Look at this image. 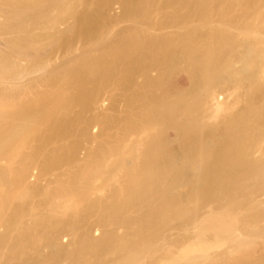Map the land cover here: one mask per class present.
I'll return each mask as SVG.
<instances>
[{
  "label": "rangeland",
  "instance_id": "rangeland-1",
  "mask_svg": "<svg viewBox=\"0 0 264 264\" xmlns=\"http://www.w3.org/2000/svg\"><path fill=\"white\" fill-rule=\"evenodd\" d=\"M144 1H145V3H144ZM197 1H200V0H175V1L174 0H147V1L146 0H140L139 2H138V0H80V2L78 0V3L76 4L77 7L75 8L76 11L72 14L66 13V15H64V17L61 16L60 18H63V19H60L61 20L60 23H57V25H55V27H54V25H53V27L51 25H49L50 28L45 27L46 28L45 29V28H43L44 26L42 24H41L42 27L38 26L39 24H36V26L38 27V28H36L35 24H33V25L31 24V26H34L35 29L31 30L32 34L28 35L29 34L28 32H31L28 30L34 28V27L31 28V26H28V28L30 27L28 30H26V32L28 34H26L25 32L23 33L24 35L26 34V37H27V35L29 37V38L24 37V39L26 38L25 41H27V44L25 43L26 46H28L29 42L32 40L30 42V44H33L34 43L33 41H35V43H36L35 45H39V47H41V46L45 47L47 44L50 45L49 44V43H51L50 40L54 39V35H56V34L57 35L55 37H58V36L61 37V40L59 39V41H61V42L58 41V44H60V43L61 44L60 45L57 44L58 45V46L56 45L57 47H54V46L51 48L49 47V49H51L52 51L51 50L49 51V55H47V57H49L52 60H51V63H49V65L45 71L42 70V72H36L33 74L26 75L24 77L23 81L15 82V83H13L12 81L3 79V77L0 76V109H2L7 115L4 117V119L0 123V148H1L0 149V205L2 203L1 208H0V218H1L0 219V222H1L0 223V236H1L0 237V264H9V263L10 264L11 263L12 264H100V263H102L103 264V262L106 264L107 261H108L107 264H109V262L112 260H113L112 262L113 263L115 262V264H116V261H118L119 259H116L117 257H115V256L119 253H115L116 254L115 255V254H112L111 252H107V250H105L106 253L109 254V255H107L105 253V251L102 252V250H104L103 248L99 249L100 250L99 253H103L105 255L101 256V254H99L97 252V255L99 254V257H96V258H98L99 262L101 261L100 263L97 260L95 261V259H91L92 256H90L89 254L86 255L88 257V259L85 256L86 259L82 258L83 260L82 259L76 260V259H73V257L71 258V256L70 257L69 256L68 257H61V259L57 258V256L54 254L52 248L49 246L47 238H49V236H51V238L54 236V238H56L57 241L60 243L61 247H64L63 249H65V250L67 249L68 251H70L69 253L75 252V250L77 248H80L79 247L80 245H79V242L76 243L77 239H78L77 236L74 237L71 235V228L70 227H71L72 222L78 221L80 219L83 220V223L80 224V228H81L80 230L81 231L79 232V235L82 236V235L86 234L87 236H90L89 239H92V240L94 239L95 242H97V240H98V244L101 243L102 245H103V242L106 245L107 244L106 242L108 241V239L110 240L114 237L115 234H113V231H114V233L115 232L117 233L115 235V237L116 236L117 237L114 238V240H116L120 236L123 237V238L120 237L121 239H125V236H127L130 233V232H128L129 231L128 229H132V230H130L131 234L134 232L135 236L134 235H131L132 237L130 235H128V236L130 239H134L136 237V235L139 236L138 230H140L142 224H144V226L142 225V227L146 228L145 230L151 229V228H149V225H150V227H153L155 229L156 228L158 229V226H160L159 227V230L161 229L160 231L155 230L153 228H152V231L151 230H148V232L146 231L148 233L147 235H151L153 237L156 236V238H155L156 243H157L156 249L158 251L157 254H160V256H159L160 258L158 257V259H152V260L150 259V261L146 260V262H152L153 260L154 261L156 260V262L155 263L153 262V264H173L174 262H176L177 260L182 258V256H181V258L179 256L181 251L184 252L185 249L188 250L190 247H193V245H197V244L199 245L201 243V239L204 236H202V238L200 236L202 233L200 232L201 228L199 229V227H200L202 222L199 224V222H200L199 218L200 219L202 218L205 220V219H208L206 217H209L211 214L213 215V217H218V216L223 215V214H224L223 216L229 215V214L225 213L226 207L229 204L231 205V203L233 202L234 199L233 200L229 199L231 201L230 202L228 200V198H235L236 195L238 196V199L240 197V199H239L240 203H242V201H243L242 207L240 206L241 205L240 203L237 204L236 201L238 199L236 198L237 199L235 201L236 203L235 202L232 203L231 207L233 208V204H234V206H238L239 204L240 205L236 208V210L233 209V211H231V212H235V211L237 212V210L239 211L241 209V211H239L241 214V212L243 213L242 208H243V210H246L250 206L246 210L247 212H248V210L250 212L246 213V211H245V215L242 214V215H240L241 217L240 216L236 217L235 214L233 213L234 214L233 217H235V222H236V224L234 222V225L237 226V227L234 226V228L236 229V232L239 230L238 231V234H239L238 236H240L239 239H241L240 241H243L242 243H244V244L243 245L240 244V247L238 246L240 248L239 249L234 243H231L229 241H226L227 243L224 242L222 238L227 236L230 231L223 232V233L219 234L220 236L222 235L224 237H221L220 240H222V241L217 244L218 246L217 245H215L213 247L211 246V248L208 251L209 254L206 253V255H205V253L199 254L200 253L199 251H198L199 253H197V251H196V253H194V256H193V254H191V257L193 256V259L196 261L198 259V262L196 263L194 260H191L192 259L191 258L190 260L192 261V263H190V264H193V262H195L194 264H264V261H263L264 259H259L261 256H264V249H263L264 248V239H263L264 238V192H262L263 190L261 189V188L264 189V184H263L264 178H259V179H262V181L257 178V177H262L264 175V173L262 174V172H264V79L261 76L259 79V81H261L260 83L257 80L258 78L256 77L257 81L256 80L255 81L258 82V84L254 81L252 83L253 85L255 83L254 86H251V83L248 84L249 82H247V83L245 82L246 84L245 83L241 84L242 87H240L237 94H235L236 90H232L233 85L231 86V84H229L230 87L228 88V86H229L228 85L227 86L228 89L225 88L224 91L229 90L227 92H230V91L233 92V98L230 100L228 98L229 94L227 92H225L226 94L223 95L222 101L225 100V98H227L224 102H226L227 104H230L229 102H231L230 106L232 108L229 109L228 111H226L225 114L223 113L224 114V115L222 114L223 116L216 115L218 117L214 116L210 120H207L209 122H206V124L208 123L207 125H209V128L206 127L207 129H205V130L210 131V127H211V129L213 128V125L210 124V122L217 126V128L215 126V128H216L215 132H214L215 128H213L211 130L213 135L211 134V132H208V131H206V133H205V131L204 132L200 131L201 133H203V134H200L199 130H196V133L199 132L200 136L202 135L201 137H203V138H206L205 134H207V132H208V135L211 134L210 136L207 135L206 139H208V137L211 138L212 140H213V137L219 138V139L221 138L220 139L221 143H220L219 139H218L219 142L216 141L215 139L213 140L215 142V144H213L214 142L210 140V142H212L211 143L212 146L210 145V147H213V148L211 149L209 147L211 150H208L209 153L212 152L211 155L214 156L218 160V161L217 160L215 161L216 165H215V162L213 164V165L217 166L218 170L216 169L215 166H213V167L211 166V169H213L212 170L213 172L210 171L213 176H214V174L216 175V178H218V176H220L223 173L224 176L225 175L227 176L225 178L227 179L229 177L230 180L228 179V181L233 183L232 180L233 181L236 180V178H237L236 176H237L238 172L240 173V171H243V170L246 171V169H248V168H253L256 171H259L261 169L259 167H262L263 171L260 173V175H259V172H260L259 171L257 173L258 176H256L257 183H255L256 182L255 177H254V180H252L253 178H249L247 176L248 173L247 172L243 173L244 171L239 174L240 178H238L236 180L237 183H236V181H235V184L233 183L234 185L238 184L235 187L233 186L234 190H235V188L239 191H240V188H244V190H246L248 188L247 189L248 190L247 195L246 194L242 195L246 192L244 190L240 191L241 193L239 191L235 190L241 196H239L236 192H235L236 194L234 195V191L231 192V194H230V191H232L231 190L232 186L227 184L228 181L227 182L225 181L223 174L221 176L224 179H222V178L220 179V177L218 179L223 180L221 185H224L223 182L225 181L226 182L225 186L226 185H227L226 187L230 186V190L229 191H228V189L226 191L224 190L225 195H226L225 196L223 194L224 191L222 190V188L226 189V187H223L220 185L222 187L221 190L223 191V193L216 189V191H218V193L221 192L222 194L220 193V196H219L217 193V199H215V200H214L215 197H213L210 193L212 189L210 190V192L208 191L209 187H210V183H209L208 179L204 178V180L206 181V182L205 181L204 182L206 184L202 183V185H201L200 182H202L203 179L200 181H198V179H201L203 177V175H202V177H200V175H198V174L192 175V177L194 176L193 178L191 176H189L188 178L191 180L190 182H192L194 179H196L197 181H195V182L199 183V185H201V188L199 187V185L195 186L196 183L194 184V181L192 182L194 185H191L192 183L189 184V180L187 181L188 184L184 183L185 184L184 185L183 183H181V181L183 179V181L185 182V179L184 178L181 179V177L178 178L177 175L174 177L175 174L173 175V177L171 179L174 180L176 178V181H177V179H179L180 182H178L179 181L178 180L177 181L178 183L176 182L173 184H169L172 182L170 177L167 178V179H169V181L167 183H166L167 180L165 181L163 178V180L165 182L164 181L162 182V179H161V181L159 180L160 183L158 181L156 183V185H154L155 183L153 184L154 187L151 183L143 182L140 185L143 186L144 188L142 187V189H145V190L141 191L142 195L139 194V195H141V198L137 194L138 196L136 195V199H135L136 202L131 201V204H129V207H127L128 209H126V206H125V208L123 207L120 210L114 209V207L117 203H120V202L122 203L123 201L120 200L121 198L119 199L120 196H118V197L115 196V194H114L115 188L113 186H107L106 182H104L103 180H100V179L94 180V182H93L94 188L89 193V195H87L86 198H85V196H83V193L81 191L82 188H78L75 185L73 187L74 189H72L67 196H65L62 193H57V194H52V195L50 193V189H56L57 188L56 183H51V181H53L56 178V175L68 173V171H69L68 168H70L71 164H72L67 159L69 156L75 155V157L78 156L77 158L89 157V161L87 162V164L83 168V170L88 171L91 164H92V161L90 159H93V157L99 153H106L107 154V152H109L111 149L115 150L114 152L113 151L109 152V153H114L112 156V161H111V163L114 164L113 165L114 168L116 167L117 161L121 158L122 151L127 152V153L130 151H133V152L142 153V155H143V153L147 150L146 149L147 147H146V143H145L146 140H142V139H144L143 137H148L152 133L149 131L148 133L145 134V136L144 135H142V136L138 135L136 138L132 139L131 134H133V133L130 134L129 129H127V128H129L128 125H129V121L131 120V117H132L131 115L135 114L136 112L138 114L139 113L141 114V112L143 113L144 108H142V106L146 102L147 103L150 102V104L155 105V103L159 99V98H156L158 95L162 94V95L166 96L165 91H167L168 89L170 90V88L173 90V87L170 86L168 83L169 80L171 82V78H173V80L176 81L175 83H180L181 82L180 79H182V84L185 83L184 80L185 81L188 80L187 81L188 83L186 82L184 85H182V84H180L181 86H179L177 84L176 85L178 86V88H182L189 93L191 92V89L193 88L192 86H194V81L191 82L193 80L192 75L196 74V72H197L196 70H198V68H197L198 66L195 67L194 64H197V63H194V64L191 63V65L189 64L191 67L196 68L195 71L193 69H191L190 66H189L190 68L187 67V65H188L187 59L188 58H185V57H183V59H185L183 61L184 63L181 61L182 66L179 65L182 68L175 67V68H172L171 70H167L166 67L163 66V65H165L164 64L165 52L166 53L170 52V49H172L173 52L175 51V48L173 46L172 47L174 48V50H173V48H168L169 50L166 48L168 51L164 50L165 46L163 49V43L165 42L164 39L167 40L168 37H169L168 40L174 38L173 36H170L172 31H170L171 33L168 31L170 29H173L172 26H175V23H176V26L174 27V30H176L178 32H180L179 30H177L178 27L182 26L183 23H184V25L188 24L187 22L185 24V22H183V21H180L182 23L181 25L177 24L179 22V21L177 22L175 19L177 16L184 17L187 15L186 18H190L189 16L192 15L194 19L190 18L192 21H190V20L189 21L190 22H194V21L197 22L196 24L193 25L192 23H190L188 21L189 25L191 24V27L193 26L192 27L193 30H194V28H198L200 26L201 21L202 22L207 21V19L209 22L212 23V25H214V27L213 26L211 27V25H208L209 26V27H207L208 29L201 27L203 29L200 32L201 35L199 34L198 37H203L204 34L206 35L209 32L212 33L214 31H216L215 26L220 25V23L223 21V19H224V22H229V20H232L233 23L230 21L229 23H226V25L229 26L230 23H232L233 25L236 23L235 24L236 27H238V26L242 27V25L245 27L246 24L248 26V23L251 24L252 26L256 27L258 25V23H257L258 21H259V23H261V21L264 22V19H262V16L264 17V12L262 13V9L264 11V0H260V2L258 1V4H257V0H239V3L238 2L233 3L232 2L233 0H231V1H229V0H209V3H210L209 7L211 9V13L209 16H204L203 15L204 13L200 14V11L198 12L197 8H199V7H197V6L199 3H197ZM211 1L214 5L213 7H212ZM131 3H133V4H131ZM144 4H145V6H144ZM131 6H132V8H131ZM194 6H196V7H194ZM199 6L201 9L200 4H199ZM146 8H148V10H149V11H147L148 12L147 16H148V14H151L150 17L152 16L151 18L147 17V20L143 19V17H140L142 10L143 11L145 10L143 12V13H145ZM184 8L185 9L187 8V10L185 11ZM153 11H155V12H153ZM191 11H192V13H191ZM136 12H138V13L140 12L139 13L140 15L138 13H137V15H135ZM175 12H176V14H175ZM153 13H155V14L152 15ZM212 13L214 14V16ZM257 13H259V14L257 15ZM197 15H198V17H197ZM199 15H200V17H199ZM134 16L135 17L139 16L138 18H141V19L139 20L137 17L135 18ZM239 16H244L246 18L240 17V19L242 18L243 21L240 19L238 20L237 18H239ZM2 18H4V17H2ZM2 18L0 16V23L4 22L3 20H5V18L3 20H2ZM215 18H216V20H215ZM259 18H261L262 20L260 21ZM174 19H175V21H173ZM219 19H220V21H219ZM212 20L216 21V23L213 22ZM155 21H157V22H155ZM172 21L175 23L172 24L173 23ZM237 22L238 23L240 22L241 25H237L238 24ZM160 23L162 26L160 25ZM211 23H209V24H211ZM139 24L141 26H144V28L141 27ZM170 24H172V25H170ZM232 24H230V25H232ZM145 25L147 28L145 27ZM153 25H155V27ZM158 25L160 26V28L156 29L159 27ZM168 25L171 26V28H169ZM177 25H180V26L177 27ZM233 25L229 26V27H231L233 29L232 31L235 32V30H236L238 32L237 28H235V26H233ZM132 26L134 28H132ZM149 27H151V28H149ZM167 27L169 28V30ZM182 27H180V29ZM188 27H189V29H191V27L187 25L186 28H188ZM199 28L195 29L196 30L195 32H197V31L199 32V30H200ZM129 29H131V30L133 29L132 32ZM143 29L146 32V34H144V31H142ZM153 29H155V30H153ZM183 29H184V27H183ZM183 29L181 30V32L183 31ZM148 30H150V31H148ZM203 30L204 31L210 30V31L207 33L204 32V34L202 36ZM103 31H105V32L109 31L108 32L109 34L107 36V40L105 38H102L101 40L98 39L99 41L95 43L94 42V40L96 41L95 37L98 35L100 36V34L102 35V33H104ZM162 31H163V33H162ZM187 31L190 32L191 30H187ZM94 32H95V34H94ZM96 32L99 34H97ZM100 32H102V33H100ZM142 32H143V34H141ZM185 32L186 31H183V34H185ZM188 32L186 34H188ZM2 33H4V32L2 31L0 34L3 37L2 38L0 36V49L2 48V51L4 53L9 52V49H8L6 44L8 43V41H11L13 38H16V36H14V34H12L13 36H11V34H8V33L2 34ZM58 33H59V35H58ZM127 33L129 35L131 34L132 36L133 35L136 36L138 34L135 35V33H139V34H141L140 35L141 39H139V40L140 41L141 40L144 41L143 39L146 40L145 43L147 45L149 44L148 45L149 47H146V48H148L149 51L147 50L146 53H148V52L149 53H148V56L145 55L146 53L142 54V56H144V57H142L141 59L146 60V58L149 57L150 58V59L148 58L149 61L146 62L144 60L143 61L140 60L139 56H140V53L142 51L141 52L139 51V46H138V49L133 48V49L137 50L138 52L137 51L135 52L133 49L130 52L125 51L124 47H126V45L124 46V44L127 42L126 41L128 38L127 36H129ZM154 33L155 34L158 33V35L156 34L158 39L156 38ZM175 33H173V34H175ZM147 34H148V37L145 36L147 38L146 39L144 37V35H147ZM180 34H182V33H176V36L179 37ZM216 34H218V33H216ZM234 34H236V32ZM94 35H96V36H94ZM161 35H162V39L160 38ZM32 36H34V37H32ZM141 36L144 38L142 39ZM165 36H168V37L165 38ZM184 36L185 35H183L182 37H184ZM7 37H8V39H7ZM171 37H173V38H171ZM138 38H139V35H138ZM176 38L173 39V41L172 40H170V41H172L174 44V42L178 40V38H177V40H176ZM27 39H30V41H28ZM117 39H118V41H117ZM179 39H180V37H179ZM199 39H201V38H199ZM102 40H103V42H102ZM150 40H152V41H150ZM38 41H39V44H37ZM105 41H106V43H105ZM111 41H113V44H116V43H114L115 41L118 44H119V42L123 43V50L125 52L123 50H121L122 52L120 51V48L122 47L121 44H119L120 46H119L118 50L116 49L117 48L116 45H115L116 48H113L114 46L112 47L110 45V44H112ZM134 41H136V40H133V43H134ZM131 42H132V40H131ZM156 42H158L159 44ZM177 42H180V41L178 40ZM177 42H175V44ZM97 43H99V44H97ZM155 43H156V45H155ZM203 43L204 42L202 41V44ZM69 44H70V47L72 49L70 47H68ZM100 44H102V45H100ZM97 46H99V47H97ZM110 46H111V48H110ZM142 46H141L140 50L145 49V46H143L144 49L142 48ZM76 47H78V48H76ZM153 47L154 48L156 47V48L153 49ZM159 47H162V49L160 48L161 50H159ZM66 48L68 50L67 55L64 53L65 52L64 50H66ZM69 48L73 51L69 52V50H70ZM112 48L116 49L115 50L116 52L118 51L117 54L115 52H112V50H111ZM154 50L157 53L155 52L153 55ZM55 52H56V54H55ZM119 52L124 53V54L120 53L123 58L124 57L126 58V56H129L131 54L129 56V59L126 58V60L129 63L127 61H125V58L123 59L124 61L122 60V57L120 55H118ZM143 52H145V51H143ZM159 52H162L161 53L162 56L161 57L159 56L158 57L159 61L156 62L157 57H155V55L158 56ZM63 53L65 54V56ZM126 53L127 54L130 53V54L127 55ZM151 53H152V56H151ZM117 55H118V57H117ZM200 55L203 56V54H199V55H195V56H198V58H200ZM134 57H135V59H134ZM152 57L154 59H152ZM163 57H164V59H163ZM137 58H139V59H137ZM117 59H119V60H117ZM130 59H132V60H130ZM151 59L154 61H151ZM68 61H70V62L68 63ZM150 61H151V63L149 64ZM155 62L158 63V65L157 64L156 65L160 68V70L158 69L159 71L158 70L156 71L154 68L150 67L152 65L153 67H155L157 69L158 67L155 66ZM130 63H131V66L134 65V66H132L133 71H138V72H132L131 70L128 71L129 68L131 67L129 65V68H128V64H130ZM25 64H26V62H25ZM142 64H145V66L146 65H148V66L143 68ZM192 64H193V66H192ZM26 65H28V64H26ZM71 65L73 67H71ZM23 66L25 67L24 64H23ZM109 66L113 67V68H110V70H109L108 69ZM239 66H241V65H239ZM147 67L148 68L150 67L151 70L152 69L155 70V72L153 71V73H151V74L146 73V71L152 72L149 70L150 68L148 69ZM25 68H27V66ZM66 68H68V70H66ZM69 68H72L73 70L71 71V69H69ZM134 68H135V70H134ZM262 68H264V67H262ZM105 69L106 70L108 69L109 72H108V70L106 71ZM111 69L113 72L111 71ZM141 69H144V70H141ZM189 69H190V73L188 72ZM262 70H260V73ZM65 72H67V73H65ZM157 72L158 73L161 72V74L159 73L160 78H157L158 77ZM191 72H194V73L192 74ZM108 73H111V75ZM129 73H131V74L134 73V75L130 74L131 76L129 77ZM65 74H67V76ZM189 74H191V75H189ZM187 75H189V76H187ZM259 75L260 74L257 73L256 76L259 77ZM261 75H263V74L261 73ZM155 76H157V77H155ZM183 76H186V77L183 79L182 78ZM78 77H80V78H78ZM107 77H109L108 80H106ZM189 77H191V79ZM186 78H187V80H186ZM157 79H159V80H157ZM160 80H162L164 83L161 82ZM157 82H161L163 85L167 83L168 89L166 88V86H164L166 88L165 90L164 89L158 90L156 88ZM11 85H12V87L9 89V87ZM176 85H175V87H176ZM168 86H170V88ZM260 86H261V88H260L261 91L259 89ZM169 90L167 91V93L171 94L172 96L171 95H167V96L173 97L174 94H172L173 93L172 90L170 91V93H169ZM163 91H164V94H163ZM5 92H7V93L5 94ZM187 92H184V94H188ZM259 92H262V93H259ZM51 99H54V100H51ZM56 100H58V101H56ZM103 100H106L105 105H100V104H102L101 101H103ZM154 100H155V102H154ZM47 101H49V102L53 101L54 103H56V102H62V103H59V105L57 103L56 105H58L60 107H58V106H55L56 108L53 107V108H55V110L53 108H52L53 110L51 109L53 112L49 111L50 113L45 112V114H44L43 108H44L45 104L47 103ZM84 101L86 103H84ZM227 101H229V102H227ZM232 104H234V105H232ZM140 107H141L142 111L139 112ZM61 108H62V110H60ZM133 108H135V109L137 108L138 110L134 111L135 109L133 110ZM132 112H134V113H132ZM155 112L152 111V114L154 115ZM157 112H156V114H158ZM18 113L33 116L34 117L33 123L30 124L29 127L23 131V134L21 136L19 135V136L11 137V134H10L11 131L10 130L11 129L13 130L14 126L16 125V115ZM35 116L37 118H35ZM38 118H39V120H37ZM40 118H41V120H40ZM182 118H184V117L183 116L179 117L180 120H183ZM175 128H177V127H175ZM178 128H179V126H178ZM178 128L174 130L175 133L173 131V128L171 130V127L169 128L170 130L167 131V134L169 133L168 135L171 136L172 134H174L173 136L174 137L176 136V138L173 137L175 143L173 144L174 146H172V148H174V149L177 148L176 150L179 149L180 152H183L184 151L183 148H185V150H186L185 153L189 152L192 148L190 146H189L190 147L189 148L185 142H184L185 144L181 143V141H182L181 135L182 134H179L180 132H179ZM225 128H227L226 131H228V132L224 131ZM176 130L178 131V133ZM217 130H218V132H217ZM222 130L227 133V137L233 138V136H234L235 138H237L240 141V147H238L237 150H239V151L237 153H240L242 158L239 157L238 159H236L234 157L235 162L231 159L232 155L229 154L231 156V158H229L228 154L225 153V151H224V146H221V145H224L225 139H223V137L226 136V133H224V132L221 133ZM169 131H171V133ZM215 133H216V136H215ZM220 134H222V136ZM178 135H179V137H177ZM139 137L142 138L141 143L139 142L140 141ZM8 138H10V139H8ZM137 138L139 140H137ZM197 139H198V137H197ZM176 141H177V145H176ZM178 145H183V146H181L183 148H180ZM208 145H207V148H208ZM219 145L221 146V148L219 147ZM136 146L138 148H136ZM119 147H120V149H119ZM133 147H135L136 149ZM131 148H133L134 150H132ZM219 151H221V152L219 153ZM222 152H224V153H222ZM215 153H217V154H215ZM221 153H222V156H223V154H224V156L223 157L220 156V158H217L216 156L220 155ZM225 154L227 155L226 159L227 158L231 159L233 165L231 164V162H229L231 160L225 159ZM62 158H64V160H61ZM223 158H224V161H223ZM220 159H222V160L220 161ZM227 161H228V163H230V166H229V164H227ZM220 162L221 163L225 162L224 164L226 166L224 165L225 166L224 167ZM217 164H219V165H217ZM220 165H222L221 166L222 170H224V169L227 170L226 174L224 171L221 173ZM227 166H229L230 168ZM232 166H233V168H232ZM226 167L230 170L226 169ZM256 167L258 168V170ZM211 169H209V170H211ZM216 170L220 171L219 172L220 175L218 173H216L217 172ZM233 170H234V173H232ZM214 171H215V173H214ZM228 171H231L230 172L231 174H229ZM242 173L244 175H242ZM31 174H34L36 176H31ZM233 175H235L234 176L235 179H234V177H232ZM241 175H242V178H244L246 176L249 179H251V180L248 179L250 182H248L246 180L247 183L245 186H244V183L243 184H241V182L238 183L239 179H241L243 181V179L241 178ZM196 176L197 177L199 176V178H197ZM231 177H232V180H231ZM65 178H66V176H64V179ZM243 182H245V181H243ZM161 183L162 184L166 183V184H169L171 186H168L166 184L161 185ZM258 183H260V184H258ZM261 183H262V185H261ZM59 184H63V180ZM149 184H150V186H149ZM159 184H160V186H159ZM176 184H179V186H176ZM208 184H209V187L207 186ZM239 184H241L242 186H239ZM258 185H259V187L261 185V187L259 188ZM147 186L150 190L149 192H148ZM151 186H152V188H150ZM196 187H198V189L201 190L202 193H204V191H205L207 196L205 195V193L202 196L201 192L198 190H195V193L193 194V190ZM203 187H205V188H203ZM219 187H218V189L220 190ZM171 188H173V189L171 190ZM168 189H170L169 193L167 192ZM203 189H204V191H203ZM216 191H215V196H216ZM227 191L229 192V194L226 193ZM207 192H209L210 194H208ZM242 192H244V193H242ZM251 192H253V193H251ZM153 193H154V195H153ZM249 193H251V194L249 195ZM144 194H145V197H144ZM196 194H197V196H196ZM198 194L200 197L198 196ZM165 195H167V196H165ZM190 195H191V197H190ZM193 195H195L196 198H194L195 196H193ZM232 195H234V196L230 197ZM172 196H175L174 198H172L173 202L176 201L174 203L173 202L171 203V199H169ZM192 196H193V198H192ZM210 196H212V197H210ZM218 196L220 198L222 197L221 198L222 203H221V199ZM242 196L244 198H242ZM225 197H228V198H226V201H228V202H226L224 200ZM138 198L140 200H142V199L143 200L141 202H139L140 200ZM199 198H201V199L204 198V199L202 201ZM206 198H207V201H209L208 198L209 199L212 198L211 201L216 202L214 204L212 203L213 205H211V206H213V207H207V205L210 204L211 201H209L207 205H204V203H207V201L205 200ZM191 199H193L194 201ZM196 199L198 200V202H196L197 201ZM218 199H220V201H217ZM137 200H138V202H137ZM53 201H60L62 203V205H61L62 207L57 209V210L49 209L48 205L50 202H53ZM143 201H144V203L147 202V204L146 203L144 204L145 207L143 206V209L146 210L148 208L147 210L149 213L153 212L155 209H159V207L162 204L163 205L161 207H163L164 204L169 205V202H167V201H170L171 205L174 204L173 207L177 203L178 208H179V205L181 204L180 205L181 207L179 209H181L183 206V209L185 207L186 210L187 209H190V210H187V211L183 210V213L185 212V214L184 215H183V213L179 214V216L181 218L178 216V214L176 212L179 209L173 208V211L175 213H173V211H170V212H172V214L166 210V214H168V216L170 214L173 217H175L177 215L179 218L178 217L173 218V217L169 216V218L167 219V217L165 215V218H166L165 220H167V222L164 219L163 220L168 225L166 226V224H165V226H164V223L162 225L158 224L159 219L157 220L158 222H156V220H155V222L154 221L152 222V220L155 218L152 216L153 219L150 220L146 215V213H147L146 211H145L146 213L144 212L145 216H144V214H143V216H141L142 215L141 214V210H142L141 207L142 206L141 207H137V206L140 203H142ZM132 203H138L136 206V210L134 207L135 204H133V206H131ZM226 203H229V204L226 206ZM219 204L220 205L224 204L222 206H224V207L226 206V207L220 208ZM245 204H249V206L247 205L248 206L247 207ZM142 205H143V203H142ZM152 206H153L154 210L149 211V207L152 208ZM161 207H160V209H162ZM91 208L93 211L90 213L89 209H91ZM137 208H139L138 209L139 211L137 210ZM250 208H251V210H250ZM122 209H123V211H122ZM114 210H117V213L114 212V216H113ZM85 211H87V212H85ZM105 212H106V215H105ZM111 212H112V214H111ZM142 212H143V210H142ZM208 212H209V214H208ZM107 213H108V215H107ZM115 213L118 215L119 214L123 215L122 219H126V220H123V222H124L123 226L124 227H120L118 224V223H121V225H122V219L121 218L119 219V216L121 217V215L116 216L117 217V219H116ZM149 213H147V214H149ZM90 214H92V215H90ZM109 214H111V215H109ZM193 214H194V216L195 215L196 216L194 217ZM205 214H206V216H205ZM105 216H107L108 219ZM109 216H113L114 219H112V218L110 219ZM145 217H146V223H145V219H144ZM170 218H172V219H170ZM209 218L211 219V217H209ZM147 219L149 220V224H147V221H148ZM197 219H198V222H197ZM222 219H219L216 222L220 225H223L225 227L230 228L229 230H231V228H232L230 226L231 222L225 218H224L225 220L224 219L222 220ZM113 220H115L116 222H114ZM119 220H121V221H119ZM138 221H140V222H138ZM150 223L152 225L153 224L154 225L152 226ZM61 224H65V226L67 224V226L64 227V230H61V231L57 230L56 229L57 226L61 225ZM112 224H113V226H111ZM116 224H118V225H116ZM139 224H141V225H139ZM147 226H148V228H147ZM162 226H164V227L161 228ZM115 227H116V229H115ZM112 229H115V230H112ZM25 231H27L26 233L30 232L31 234L29 233V234L24 235ZM110 231H111V233H110ZM155 231H158V233ZM152 232H153V234H151ZM109 233L111 234L110 237H112V238H109ZM156 233H157V235L159 234V236H157ZM209 233H211V231L208 232L209 236L206 234L207 237L205 236L203 238V240H204L205 238L209 237L210 239H208V242L211 241L209 244H212L214 242L213 239H215V238L219 239V235H217V237H218L217 238L215 234L213 235V233H212V236H214V237H212L211 234H209ZM106 234L108 235V237H106L107 236ZM112 234H113V236H112ZM20 235H21V237H23V236L27 237V235L34 237V235H35L36 239H37V237H40L41 242L37 241V240L36 241L40 242L41 245H40V243L36 244V247L34 248L35 243H32L34 245H32L31 243H28V245H27V243H26V244H24L25 245L24 246L23 244L20 243V238H21ZM57 236H58V238H57ZM41 238L44 239L45 242L44 241L42 242ZM106 238H107V241H106ZM136 238H138V237H136ZM75 239H76V241H75ZM152 239H154V238H152ZM174 240H175V242L176 241L177 242L175 243ZM154 243H155V240H154ZM222 243H225V244H222ZM19 244H21V245L19 246ZM29 245L33 246V248H34L33 251L36 250V252L34 251L35 253H33V251L30 253H28L26 251H25L26 253L24 252V250H27V251L32 250V248H30L31 246H29ZM39 245H40V247H38ZM46 245L48 246V248L46 247ZM17 246H19V248ZM26 246H29L28 247L29 249L26 248ZM242 246H244L245 248L241 249ZM42 247H44V248H42ZM37 248L40 251H37L38 250ZM41 248H42V251H41ZM49 248H51V249H49ZM17 249H19V250H17ZM156 249L154 247V250H156ZM183 249H184V251H183ZM78 250H80V249H78ZM16 251H18L19 253H17ZM86 251H87V249H85V252ZM164 251H168V252L171 251L175 255L173 253L167 252L169 254V256H168V254L166 252H165L166 253L165 254ZM22 252H24L25 256H23ZM27 253L30 254L29 255L30 258L28 256H26ZM31 254L33 257H31ZM172 254H173V258L170 259V255H172ZM166 255L168 258L165 257ZM181 255H182V253H181ZM202 255H205V256H202ZM207 255L209 256L208 259L207 258L204 259V257H207ZM19 256H22V257L19 258ZM10 257L12 259H9ZM89 257H90V259H89ZM196 257H198V258H196ZM31 258H33V259H31ZM156 258H157V256H156ZM184 259L185 258H183L181 260H184ZM188 259L189 258H187L186 262L188 261ZM59 260H61V261L59 262ZM73 260H75V261H73ZM190 260L187 262L188 264H189V262H191ZM258 261H260L261 263H259ZM113 263L110 262V264H113ZM178 263L179 264H186L185 262H182V261H181V263L177 261V263H175V264H178ZM144 264H146L145 261H144Z\"/></svg>",
  "mask_w": 264,
  "mask_h": 264
},
{
  "label": "bare ground",
  "instance_id": "bare-ground-1",
  "mask_svg": "<svg viewBox=\"0 0 264 264\" xmlns=\"http://www.w3.org/2000/svg\"><path fill=\"white\" fill-rule=\"evenodd\" d=\"M140 0H138V2H139ZM147 1V0H146ZM175 1V0H174ZM229 1H231V0H229ZM258 1L260 2V0H257V4H258ZM79 2H80V0H79ZM131 2V1H130ZM216 2V1H215ZM214 2V3H215ZM220 2V1H219ZM225 2V1H224ZM227 2V1H226ZM233 3H239V0H233L232 1ZM231 2V3H232ZM263 2V1H262ZM78 3V0H0V16H1V18L2 17H4L5 18V20H3L4 18H2V20L4 21V22H2V23H0V34H1V32L3 31L4 33H2V34H11V36H13L12 34H14V36H16V38H13L11 41H8V43L6 44L7 45V47H8V49H9V52H3L2 51V48L0 49L1 51H0V76H2L3 77V79H6V80H9V81H12L13 83H15V82H21V81H23V79H24V77L26 76V75H29V74H33V73H36V72H42V70L43 71H45L46 69H47V67H48V65H49V63H51V60L52 59H50L49 57H47V55H49V51L51 50V49H49V47L51 48V47H57L58 45H60V44H58V41H59V39L61 40V37L60 36H58V37H55L56 35H54V39H51L50 40V42L51 43H49L50 45H46L45 47L44 46H41V47H39V45H35L36 43H35V41H33L32 43L35 45H33V44H30V42L32 41H30V39H27L28 41H30L29 42V44H28V46H26L25 45V43L27 44V41H25L26 40V38L28 37V35H30V34H32V31L31 30H34L35 29V27L36 28H38L37 26H36V24H39L38 26H41L42 27V25L44 26L43 28H45V27H49V25H51L52 27H53V25H54V27H55V25H57V23H60V19H63V18H60L61 16H63L64 17V15H66V13H74L76 10H75V8L77 7L76 6V4ZM137 3V2H136ZM144 3H145V1H144ZM190 3V2H189ZM197 3H199L200 5H201V9H200V6H199V4H198V6L197 7H199V8H197L198 9V12L200 11V14L201 13H204L203 15L204 16H209L210 15V13H211V9H210V7H209V5H210V3H209V0H200V1H197ZM196 3V4H197ZM211 3H212V1H211ZM218 3V2H217ZM131 4H133V3H131ZM143 4V3H142ZM147 4V3H146ZM151 4V3H150ZM195 4V5H196ZM207 4V5H206ZM139 6V5H138ZM142 6V5H141ZM144 6H145V4H144ZM143 6V7H144ZM147 6V5H146ZM185 6V5H184ZM214 5H213V3H212V7H213ZM194 7H196V6H194ZM131 8H132V6H131ZM145 8V7H144ZM140 9V8H139ZM150 9V8H149ZM185 9V8H184ZM194 9V8H193ZM192 9V10H193ZM200 9V10H199ZM130 10V9H129ZM137 10V9H136ZM187 10V8L185 9V11ZM145 11V10H144ZM143 10H142V12H141V16L140 17H143V19H145V20H147V17H150V15L151 14H148V16H147V11H149L148 10V8H146V14L145 13H143L144 12ZM195 11V10H194ZM193 11V12H194ZM197 11V10H196ZM214 11V10H213ZM259 11V10H258ZM261 11V10H260ZM153 12H155V11H153ZM264 11H263V9H262V13H263ZM129 13V12H128ZM137 13L138 12H136L135 13V15H137ZM140 13V12H139ZM138 13V14H139ZM191 13H192V11H191ZM70 14V15H71ZM143 14V15H142ZM155 13H153L152 15H154ZM175 14H176V12H175ZM185 14V13H184ZM213 14V13H212ZM211 14V15H212ZM259 13H257V15H258ZM130 15V14H129ZM140 15V14H139ZM174 15V14H173ZM189 15V14H188ZM202 15V16H203ZM68 16V15H67ZM172 16V15H171ZM187 16V15H186ZM186 16H184V17H179V16H177L175 19H176V21L178 22L177 24H182L180 21H183V22H185V24H186V22L188 23V24H186V25H184V23L182 24V26L184 27V29L187 27V25L188 26H190L191 27V24L189 25V22L190 21H192L190 18H193V16L192 15H190L189 17L190 18H186ZM192 16V17H191ZM213 16H214V14H213ZM135 17V16H134ZM137 17V16H136ZM135 17V18H136ZM139 17V16H138ZM137 17V18H138ZM152 17V16H151ZM150 17V18H151ZM197 17H198V15H197ZM199 17H200V15H199ZM211 17V16H210ZM240 17H244V16H239V18H237L238 20L240 19ZM134 18V19H135ZM226 18V17H225ZM240 19V20H242L243 21V19ZM244 18H246V17H244ZM139 20L141 19V18H138ZM137 19V20H138ZM142 19V20H143ZM175 19L173 20V21H175ZM194 19V18H193ZM213 19V18H212ZM260 19V21L262 20V19H264V17L262 16V19L261 18H259ZM190 20V21H189ZM215 20H216V18H215ZM237 20V21H238ZM172 21V22H173ZM189 21V22H188ZM213 22H215L216 23V21H214V20H212ZM219 21H220V19H219ZM222 21V20H221ZM227 21V20H226ZM232 22L233 23V21L232 20H229V22ZM63 22V21H62ZM155 22H157V21H155ZM162 22V21H161ZM165 22V21H164ZM195 22V21H194ZM190 22V23H192L193 25L194 24H196L197 22ZM229 22H224V19H223V21L220 23V25H218V26H215L216 28V31H214V32H212V33H210L209 31H202L203 33H202V36H203V34H204V32H209V33H207L206 35L204 34V36L203 37H198L199 36V34H200V32H201V30L203 29V28H207V27H209L208 25H211V27L213 26L214 27V25H212V23L211 22H209L208 21V19H207V21H201V23H200V30H199V32L197 33V32H195L196 30L195 29H198V28H194V30L192 29V27H191V29H189V27L188 28H186L185 30L183 29V27L182 26H180V25H177V27L178 26H180V27H182L181 29H180V27H176L177 28V30H179L180 32H178V31H176V30H174V27L176 26V23L175 22H173L172 24H174L175 23V26H172L173 27V29H170L169 30V28H171V26H169V28H168V32H170V31H172V33H171V35L170 36H173V37H171V38H173V39H175L176 37L178 38V40L180 41V42H177L178 40H177V38H176V40L177 41H175V42H177L176 44H175V42H174V44H173V39H170V40H172V41H170V40H168L169 39V37L168 36H165V38L166 37H168V41L166 40V39H164V43H163V49H164V46H165V49L164 50H167L168 48H175V51L173 52L172 51V49H170V52H168V53H166L164 50V52H165V61H164V64L165 65H163L164 67H166V69L167 70H171L172 68H175V67H180V66H182L181 65V61L183 62L185 59H183V57H185V58H188L187 59V63H188V65H187V67L188 68H190L191 66V63H197V64H194L195 65V67L196 66H198L197 68H198V70H196L197 72H196V74H194V75H192L193 77H192V81L191 82H193L194 81V86H192L193 88L191 89V92L189 93V92H187L186 90H184V89H182V88H178V86L177 85H179V86H181L180 84H182V79H180L181 80V82L180 83H175L176 81H174L173 80V78H171V82H170V80H169V85L170 86H172L173 87V90L170 88V86H168L169 88H170V90L167 88V83L166 84H162L161 82H163L162 80H160L161 82H157L156 83V88L158 89V90H165L166 88L169 90V93H170V91L172 90V94H174V96L173 97H171L172 95L171 94H168L167 93V91H165V93H166V96L167 95H171V96H165V95H158L156 98H159L158 99V101L155 103V105H153V104H150V102H146L143 106H142V108H144V111H143V113L141 112V114L139 113H135V114H132L131 116V120L129 121V128H127V129H129V131H130V134L131 133H133V134H131V136H132V139L133 138H136L138 135L139 136H142V135H144L145 136V134L146 133H148L149 131L152 133V134H150L148 137H143L144 139H142V138H140V143L142 142V140H146L145 141V143H146V151L143 153V155H142V153H138V152H133V151H130V152H124V151H122V154H121V158L117 161V163H116V167L114 168L113 167V165L114 164H112L111 163V161H112V156H113V154L114 153H109V152H114L115 150L114 149H111L109 152H107V154L106 153H99V154H97V155H95L94 157H93V159H90L91 161H92V164H91V166H90V168H89V170L87 171H85V170H83V168H84V166L87 164V162L89 161V157H85V158H77V157H75V155H73V156H69L67 159L72 163L71 164V167L70 168H68V173L67 174H57L56 175V178L53 180V181H51V183H56V189H50V193H51V195L52 194H57V193H62V194H64L65 196H67L69 193H70V191L72 190V189H74L73 187H74V185L75 186H77L78 188H82L81 189V191H82V193H83V196H85V198L87 197V195H89V193L93 190V188H94V185H93V182H94V180H97V179H100V180H103L104 182H106V184H107V186H113L114 188H115V196L116 197H118V196H120L119 197V199L121 200V201H123L122 203L120 202V203H117L116 205H115V207H114V209H118V210H120L121 208H125V206H126V209H128L127 207H129V204H131V201L133 202H136L135 201V199H136V195L138 194H141L142 195V193H141V191H144L145 189H142V187L143 186H141L140 184H142L143 182H146V183H151L152 185L154 184V185H156V183L160 180L161 181V179H162V182L165 180H167L166 181V183L169 181V179H167V178H169L170 177V179L173 177V175H174V177L177 175L178 176V178L179 177H181V179L182 178H184L185 179V182L183 181V179H182V181H181V183H185V184H188V180H189V184L190 183H192L193 181H194V184L196 183L195 181H197L196 179H194L192 182H190L191 180L188 178L189 176H191L192 177V175H200V177H202V175H203V177L201 178V179H198V181H200V180H202L203 179V181L202 182H200L201 183V185H202V183H204V184H206L205 182V180H204V178H207L208 179V181H209V183H210V187H209V184L207 185L208 187H209V192H210V190H211V195L213 196V197H215L214 198V200L215 199H217V193H218V191H221L222 193H223V191L225 190H227L228 189V191L230 190V186H228V187H226L225 186V184H226V182L228 181V179L230 180V178L228 177L227 179L225 178V177H227L226 175L224 176V174L222 173L223 171L225 172V174L227 173L226 171L227 170H222V165L224 166L225 164V162H220L222 165H220V170H221V173L223 174V177L225 178V181L223 182V184L224 185H221L222 184V181L223 180H219L218 178L220 177V179L222 178V174L220 175L219 174V172L220 171H217L218 169H217V166H215L216 165V158L214 157V156H212L211 154H212V152L211 153H209V151L208 150H211L213 147H210V145H211V143L212 142H210V140L211 141H213L214 139L216 140V141H218V139L219 138H215V137H213V140L211 139V138H209L208 137V139H206L207 138V135H208V132H211V134L213 135V133H212V129L213 128H215V124H213V123H211L210 122V124H212L213 125V128L211 129V127H210V131L209 130H205V129H207L206 127H208L209 128V125H207L206 124V122H209V121H207V120H210L212 117H214V116H216V115H221V116H223L224 114H225V112L226 111H228L229 109H231L232 107L230 106V104H231V102H229V101H227V102H229L230 104H227L226 102H224L227 98H225V100H223L222 101V99H223V95L224 94H226L225 92H227V91H229V90H227V91H224L225 90V88L226 89H228L229 87H230V85L229 84H231V86L233 85V88H232V90H236V92H235V94H237V92L239 91V89H240V87H242L241 86V84H244L245 82L247 83V82H249L248 84H250L251 83V86H254L255 85V83H254V85L252 84L255 80H256V77L258 78L257 80L259 81V79H260V76L264 79V68H262V67H264L263 65V61H264V22H262L261 21V23H259V21L257 22L258 23V25L256 26V27H254V26H252L251 24H249L248 23V26H247V24L245 25V27L242 25V27H236L235 26V24L233 25L232 23H230V24H232L233 26H235V28H237V30H238V32L235 30V32H236V34H234L235 32L234 31H232L233 29L231 28V27H229V26H232V25H230L229 24V26L228 25H226V23H229ZM241 22V21H240ZM239 22V23H240ZM64 23V22H63ZM142 23V22H141ZM147 23V22H146ZM159 23V22H158ZM209 23H211V24H209ZM214 23V24H215ZM238 23V22H237ZM237 24V25H241V23L240 24ZM31 24L33 25V24H35V27L34 26H31ZM42 24V25H41ZM172 24H170V25H172ZM46 25V26H45ZM137 25V24H136ZM140 25V24H139ZM160 25H161V23H160ZM250 25V26H249ZM255 25V24H254ZM28 26H31V28H33V29H30V30H28L29 28H28ZM72 26V25H71ZM141 26V25H140ZM154 27H155V25H153ZM152 26V27H153ZM159 26V25H158ZM162 26V25H161ZM186 26V27H185ZM57 27V26H56ZM59 27V26H58ZM141 27H143L144 28V26H141ZM145 27H146V25H145ZM201 27H203V28H201ZM50 28V27H49ZM132 28H134L133 26H132ZM137 28V27H136ZM135 28V29H136ZM147 28V27H146ZM149 28H151V27H149ZM160 28V26L158 27V28H156V29H159ZM165 28V27H164ZM234 28V29H235ZM46 29V28H45ZM75 29V28H74ZM110 29V28H109ZM140 29V28H139ZM183 29V31H186L185 32V34H183V31L181 32V30ZM208 29V28H207ZM26 30H28V31H31V32H26ZM128 30V29H127ZM129 30H131V29H129ZM133 30V29H132ZM132 30H131V32H132ZM153 30H155V29H153ZM162 30V29H161ZM164 30V29H163ZM187 30H191L190 32H188ZM69 31V30H68ZM107 31V30H106ZM112 31V30H111ZM126 31V30H125ZM135 31V30H134ZM133 31V32H134ZM142 31H144V29L142 30ZM148 31H150V30H148ZM165 31V30H164ZM26 33V34H28L27 35V37H26V34L24 35L23 33ZM64 32V31H63ZM70 32V31H69ZM72 32V31H71ZM98 32V31H97ZM96 32V33H97ZM104 33H102V32H100V33H102V35L100 34V36L98 35V36H96V35H94V36H96L95 37V39H96V41L94 40V42L96 43V42H98L99 40H101L102 38H105L106 40H107V36H108V32H105V31H103ZM127 32V31H126ZM125 32V33H126ZM141 32V31H140ZM157 32V31H156ZM160 32V31H159ZM182 33L183 35H185L184 37H182L183 35L182 34H180V39H179V37L178 36H176V33ZM188 32V34H186ZM218 33V34H216V33ZM161 33V32H160ZM159 33V34H160ZM162 33H163V31H162ZM166 33V32H165ZM173 33H175V34H173ZM64 34V33H63ZM94 34H95V32H94ZM97 34H99V33H97ZM128 34V33H127ZM133 34V33H132ZM136 34H138L139 35V38H138V35H136ZM141 34H143V32L141 33ZM141 34H139V33H135V35L137 36H132L131 34V36L129 35V36H127L128 38H127V42L124 44V46L126 45V47H124L125 48V51L126 52H130L133 48H135V49H138V46H139V51L141 52L140 53V60H142L141 58L142 57H144V56H142V54H145L146 53V51L148 50V48H146V47H149L146 43H145V39H143L145 36L146 37H148V34L147 35H144V37H142V39L144 40V41H140L139 39H141L140 38V35ZM144 34H146V32L144 31ZM155 34V33H154ZM157 35H158V33H156ZM156 34H155V36H156ZM169 34V33H168ZM197 34V35H196ZM58 35H59V33H58ZM175 35V36H174ZM178 35V34H177ZM201 35V34H200ZM235 35V36H234ZM1 37H2V35H0ZM5 36V35H4ZM24 37H26L25 39H24ZM32 37H34V36H32ZM122 37V36H121ZM130 37V38H129ZM145 37V38H146ZM160 37V36H159ZM3 38V37H2ZM10 38V37H9ZM29 38V37H28ZM120 38V37H119ZM137 38V39H136ZM151 38V37H150ZM153 38V37H152ZM156 38L158 39V37L156 36ZM161 39H162V35H161V37H160ZM199 38H201V39H199ZM235 38V39H234ZM7 39H8V37H7ZM11 39V38H10ZM99 39V40H98ZM110 39V38H109ZM108 39V40H109ZM114 39V38H113ZM112 39V40H113ZM116 39V38H115ZM122 39V38H121ZM120 39V40H121ZM129 39V40H128ZM147 39V38H146ZM154 39V38H153ZM131 40H132V42H131ZM133 40H136V41H134V43H133ZM140 42H139V41ZM117 41H118V39H117ZM150 41H152V40H150ZM157 41V40H156ZM160 41V40H159ZM202 41L204 42L203 44H202ZM59 42H61V41H59ZM101 42V41H100ZM102 42H103V40H102ZM112 42V44H113V41H111ZM130 42V43H129ZM143 42V43H142ZM148 42V41H147ZM3 43V42H2ZM105 43H106V41H105ZM109 43V42H108ZM114 43H116V44H110L113 48H116L117 50H118V48H119V44H121L122 45V47L120 48V51L121 50H123V43H120L119 42V44L115 41ZM142 43V44H141ZM145 43V44H144ZM154 43V42H153ZM156 43H158V42H156ZM156 43H155V45H156ZM5 44V43H4ZM37 44H39V41L37 42ZM41 44V43H40ZM58 44V45H57ZM71 44V43H70ZM70 44H69V46L68 47H70ZM97 44H99V43H97ZM96 44V45H97ZM104 44V43H103ZM144 44V45H143ZM159 44V43H158ZM157 44V45H158ZM33 47H32V46ZM57 45V46H56ZM74 45V44H73ZM100 45H102V44H100ZM106 45V44H105ZM109 45V44H108ZM115 45H116V47H115ZM145 46V49L143 48V46ZM4 46V45H3ZM78 46V45H77ZM111 46H110V48H111ZM141 46H142V48L144 49V50H140V48H141ZM153 46V45H152ZM173 46V47H172ZM97 47H99V46H97ZM108 47V46H107ZM65 48V47H64ZM71 48V47H70ZM69 48V49H70ZM76 48H78V47H76ZM109 48V47H108ZM111 49L112 50V52H115L116 54H117V52L115 51L116 49ZM156 48V47H155ZM154 47H153V49H155ZM162 49V47H159V50H161ZM167 48V49H166ZM174 48H173V50H174ZM72 49V48H71ZM70 49V50H71ZM75 49V48H74ZM135 49H133L135 52L137 51V50H135ZM158 49V48H157ZM69 50V52H72L73 50H71L70 51ZM169 50V49H168ZM167 50V51H168ZM7 51V50H6ZM52 51V50H51ZM65 51V52H64ZM63 52L67 55L68 53H67V48H66V50H64ZM75 51V50H74ZM124 51V50H123ZM124 51V52H125ZM133 51V52H134ZM143 51H145V52H143ZM149 51V50H148ZM151 51V50H150ZM158 51V50H157ZM162 51V52H163ZM172 51V52H171ZM122 52V51H121ZM121 52H119V54L118 55H120L121 56V54H124V53H121ZM134 52V53H135ZM138 52V51H137ZM156 51L154 50V52H153V55H154V53H155ZM162 52H159V54H158V56L157 55H155V57H157L156 59V62H158L159 60V56L161 57L162 56ZM63 53V54H64ZM121 53V54H120ZM149 53V52H148ZM148 53H146L145 55H147L148 56ZM157 53V52H156ZM55 54H56V52H55ZM62 54V55H63ZM65 54H64V56H65ZM127 54V53H126ZM130 53H128L127 55H129ZM199 54H203V56H201L200 55V58H198V56H195V55H199ZM58 55V54H57ZM118 55H117V57H118ZM131 55V54H130ZM129 55V56H130ZM56 56V55H55ZM75 56V55H74ZM129 56H126V58L127 59H129ZM150 56V55H149ZM151 56H152V53H151ZM150 56V57H151ZM122 57V56H121ZM154 57V56H153ZM152 57V59H154ZM164 57H163V59H164ZM197 57V58H196ZM63 58V57H62ZM125 58V57H124ZM123 57H122V60L124 59ZM126 58H125V61H127L126 60ZM149 58V57H148ZM148 58H146V60L145 59H143L144 61H149V59ZM121 59V58H120ZM134 59H135V57H134ZM137 59H139V58H137ZM151 59V61H154V60H152ZM183 59V60H182ZM117 60H119V59H117ZM121 60V61H122ZM130 60H132V59H130ZM129 60V61H130ZM142 60V61H143ZM124 61V60H123ZM138 61V60H137ZM151 61L149 62V64L151 63ZM25 62H26V64H28V65H26L25 64ZM70 61H68V63H69ZM128 62V61H127ZM141 62V61H140ZM155 62V66L156 67H158L157 65H158V63H156ZM73 63V62H72ZM129 63V62H128ZM154 63V62H153ZM184 63V62H183ZM182 63V64H183ZM186 63V62H185ZM186 63V64H187ZM240 63V64H239ZM23 64L25 65V67L27 66V68H25L24 66H23ZM133 64V63H132ZM141 64V63H140ZM157 64V65H156ZM190 64V65H189ZM193 64H192V66H193ZM241 65V66H239V65ZM74 65V64H73ZM129 65L131 66V63L130 64H128V68H129ZM143 65V68L144 67H146V66H148V65H146L145 66V64H142ZM180 65V66H179ZM239 67H238V66ZM112 66V65H111ZM132 66H134V65H132ZM131 66V67H132ZM141 66V65H140ZM190 66V67H189ZM71 67H73L72 65H71ZM129 68V70L128 71H132V72H138V71H133V67L132 68ZM150 67H152V68H154L156 71L159 69L160 70V68L158 67L157 69L155 68V67H153L152 65L150 66ZM149 67V68H150ZM110 68H113V67H110L109 66V70H110ZM115 68V67H114ZM136 68V67H135ZM135 68H134V70H135ZM148 68V67H147ZM148 68V69H149ZM180 68H182V67H180ZM263 70H262V69ZM69 69H71V71L73 70L72 68H69ZM107 69V70H108ZM191 69H193L194 71H195V69L196 68H193V67H191ZM66 70H68V68H66ZM65 70V71H66ZM106 70V69H105ZM106 70V71H107ZM109 70H108V72H109ZM141 70H144V69H141ZM147 70V69H146ZM145 70V71H146ZM150 71H152V72H147L146 71V73H148V74H151V73H153V71L155 72V70H151V68L149 69ZM158 70V71H159ZM192 70V71H193ZM260 70H262L261 71V73L263 74V75H261V73H260ZM111 71H112V69H111ZM140 71V70H139ZM75 72V71H74ZM105 72V71H104ZM113 72V71H112ZM131 72V73H132ZM188 72L190 73V69L188 70ZM65 73H67V72H65ZM69 73V72H68ZM107 73V72H106ZM131 73H129V77L131 76V75H134V73L133 74H131ZM160 74H161V72H159ZM159 73L157 72V76H155V77H157V78H160V75H159ZM192 74L194 73V72H191ZM257 73H259L260 75H259V77L258 76H256L257 75ZM60 74V73H59ZM108 74H110L111 75V73H108ZM131 74V75H130ZM63 75V74H62ZM66 76H67V74H65ZM72 75V74H71ZM79 75V74H78ZM107 75V74H106ZM189 75H191V74H189ZM189 75H187V76H189ZM80 76V75H79ZM74 77V76H73ZM82 77V76H81ZM133 77V76H132ZM186 76H183L182 78L184 79ZM78 78H80V77H78ZM108 78L109 77H107L106 78V80H108ZM111 78V77H110ZM190 79H191V77H189ZM188 78V79H189ZM132 79V78H131ZM156 79V78H155ZM189 79V80H190ZM110 80V79H109ZM157 80H159V79H157ZM186 80H187V78H186ZM256 80V81H257ZM188 81V80H187ZM187 81H185L184 80V82L186 83ZM255 81V82H256ZM167 82V81H166ZM261 81H259V83H260ZM164 83V82H163ZM184 83V84H185ZM188 83V82H187ZM245 83V84H246ZM257 84H258V82H256ZM177 84V85H176ZM184 84H182V85H184ZM175 85H176V87L178 88H176L175 87ZM229 85V86H228ZM164 86H166V88L164 87ZM227 86H228V88H227ZM12 87V85L9 87V89ZM7 88V87H6ZM175 88V89H174ZM261 88V86L259 87V89ZM260 91H261V89H260ZM184 92H187L188 94H184ZM7 92H5V94H6ZM161 93V92H160ZM228 94V98L231 100L232 98H233V92L232 91H230V92H227ZM259 93H262V92H259ZM163 94H164V91H163ZM263 95V94H262ZM261 96V95H260ZM2 98V97H1ZM82 98V97H81ZM155 98V99H156ZM51 100H54V99H51ZM60 100V99H59ZM90 100V99H89ZM56 101H58V100H56ZM105 102H106V100H103V101H101V103L102 104H100V105H105ZM154 102H155V100H154ZM58 103V105H59V103H62V102H56V103H54L53 101H47V103L45 104V106H44V114H45V112L46 113H48L49 111H51V112H53L52 110L54 109L55 110V106H58V105H56ZM84 103H86L85 101H84ZM64 104V103H63ZM62 104V105H63ZM61 105V104H60ZM232 105H234V104H232ZM53 107H55V108H53ZM58 107H60V106H58ZM53 108V109H52ZM52 109V110H51ZM135 108H133V110H134ZM140 109H141V107H140ZM139 109V112L140 111H142V109L140 110ZM193 109V110H192ZM59 110V109H58ZM60 110H62V108L60 109ZM136 110H138L137 108L134 110V111H136ZM152 111H158L157 113L158 114H156V112L154 113V115L152 114ZM50 113V112H49ZM132 113H134V112H132ZM224 113V114H223ZM223 114V115H222ZM5 116H7L6 115V113L2 110V109H0V123L2 122V120L4 119V117ZM180 116H183L184 118H182L183 120H180L179 119V117ZM216 117H218V116H216ZM35 118H37L36 116H35ZM130 118V117H129ZM33 119H34V117L33 116H31V115H27V114H20V113H18L17 115H16V125L14 126V128H13V130L11 129L10 131H11V137H15V136H21L22 134H23V131L25 130V129H27L28 127H29V125L30 124H32L33 123ZM36 120V119H35ZM37 120H39V118L37 119ZM40 120H41V118H40ZM212 121V120H211ZM211 125V126H212ZM178 126H179V128H178ZM171 127V130H172V128H173V131L175 130V129H177L178 128V130H179V134H182L181 136H182V141H181V143H186V145L189 147H191L192 149L189 151V152H186L185 153V148H183V147H181V146H183V145H178L180 148H183V152H180V150L178 151V150H176V149H174V148H172V146H174L173 144L175 143V141H174V138H176V136L174 137L173 135L174 134H172L171 136L170 135H168L167 134V131L168 130H170L169 128ZM175 127H177V128H175ZM175 128V129H174ZM216 128H217V126H216ZM216 128H215V130H214V132L216 131ZM219 128V127H218ZM229 128V127H228ZM226 129L227 128H225V130L224 131H226ZM196 130H199V132L200 131H205V133H206V131H208L207 132V134H205V137L206 138H203V137H201L200 136V134H203V133H201L200 132V134H199V132H197L196 133ZM229 130V129H228ZM177 131V130H176ZM223 130L221 131V133L222 132H224ZM230 131V130H229ZM170 133H171V131H169ZM217 132H218V130H217ZM226 132H228V131H226ZM226 132H224V133H226ZM174 133H175V131H174ZM177 133H178V131H177ZM199 134V135H198ZM211 134H209L208 136H210ZM218 134V133H217ZM134 135V136H133ZM136 135V136H135ZM176 135V134H175ZM221 136H222V134H220ZM230 135V134H229ZM198 137V139H197V137ZM200 136V137H199ZM215 136H216V133H215ZM233 136V135H232ZM174 137V138H173ZM177 137H179V135L177 136ZM212 137V136H211ZM227 133H226V136H224L223 137V139H225V143H224V145H221V146H224V151H225V153H227L228 154V156H229V158H231V156L230 155H232V160L234 161L235 159H234V157L236 158V159H238L239 157H241L242 158V156H241V154L240 153H237L239 150H237L238 149V147H240V141L237 139V138H235L234 136H233V138L232 137H227ZM203 138V139H202ZM8 139H10V138H8ZM142 139V140H141ZM221 139V138H220ZM220 139H219V141H220ZM222 139V140H223ZM137 140H139L138 138H137ZM176 140V139H175ZM179 140V139H178ZM177 140V141H178ZM177 141H176V145H177ZM218 141V142H219ZM224 141V140H223ZM214 142V141H213ZM180 143V142H179ZM178 143V144H179ZM210 143V144H209ZM220 143H221V141H220ZM209 144V145H208ZM213 144H215V142L213 143ZM207 145H208V148H207ZM219 145V147L221 148V146ZM177 146V147H178ZM212 146V145H211ZM176 147V146H175ZM189 147V148H190ZM211 149H210V148ZM133 148H135V147H133ZM133 148H131L132 150H134ZM136 148H138L137 146H136ZM135 148V149H136ZM188 148V149H189ZM1 149V148H0ZM119 149H120V147H119ZM237 150V151H236ZM213 151V150H212ZM221 151H219V153H220ZM222 153H224V152H222ZM222 153L220 154V155H217L216 157L217 158H220V156H222ZM215 154H217V153H215ZM230 154V155H229ZM131 155V156H130ZM219 156V157H218ZM223 156H224V154H223ZM222 156V157H223ZM226 154H225V159H226ZM75 157V158H74ZM142 157V158H141ZM221 157V158H222ZM140 158V159H139ZM240 158V159H241ZM228 159V158H227ZM226 159V160H227ZM231 159H228V160H231ZM61 160H64V158H62ZM222 159H220V161H221ZM232 160L231 161H229V162H231V164H232ZM213 163H212V162ZM218 161V160H217ZM223 161H224V158H223ZM214 162H215V165H213L214 164ZM235 162V161H234ZM233 162V163H234ZM227 164H229V166H230V163H228V161H227ZM217 165H219V164H217ZM233 165V164H232ZM211 166L213 167V166H215L216 167V173H218L220 176H218V178H216V175L214 174V176L212 175V173L210 172V171H212L213 169H211ZM226 166V165H225ZM224 166V167H225ZM229 166H227V167H229ZM214 167V168H215ZM223 167V168H224ZM226 167V169H228ZM230 168V167H229ZM232 168H233V166H232ZM257 168V167H256ZM259 168H261L259 171H256L255 169H253V168H248V169H246V171H240V173L241 172H243V173H248V177L249 178H253L252 180H254V177H255V180L258 178H264V175L262 176V177H257L256 178V176H258V172H259V175H260V173L263 171L262 170V167H259ZM209 169H211V170H209ZM228 170H230V169H228ZM257 170H258V168H257ZM66 171V172H67ZM213 172V171H212ZM231 171H228V173L229 174H231L230 173ZM238 172V171H237ZM214 173H215V171H214ZM232 173H234V170H233V172ZM239 172H238V174H237V178H236V180L238 179V178H240L239 177V174H240ZM242 173V175H244ZM264 172H262V174H263ZM123 174V175H122ZM217 174V175H218ZM228 174V175H229ZM123 177H122V176ZM242 175H241V178H242ZM31 176H36V175H34V174H31ZM64 176H66V180L64 179ZM230 176V175H229ZM235 175H233L232 177H234ZM122 177V178H121ZM190 177V178H191ZM194 177V176H193ZM192 177V178H193ZM197 177V176H196ZM195 177V178H196ZM232 177H231V180H232ZM248 177H244V178H242L243 179V181H245V182H243L241 179H239V181H238V183H240L241 182V184H243L244 183V186L246 185V180L248 181V182H250L249 180H251V179H249ZM124 178V179H123ZM163 178H164V180H163ZM188 178V179H187ZM191 178V179H192ZM197 178H199V176L197 177ZM224 178H222V179H224ZM121 179V180H120ZM234 179H235V177H234ZM245 179V180H244ZM249 179V180H248ZM62 180H63V184H59V183H61L62 182ZM123 180V181H122ZM172 180V182L171 183H169V184H173V183H176L179 179H177V181H176V178L173 180V179H171ZM236 180H232V182L235 184V181ZM241 180V181H240ZM259 180H261L262 181V179H259ZM160 181H159V183H160ZM164 181V182H165ZM205 181V182H204ZM207 181V182H208ZM178 182H180V180L178 181ZM177 182V183H178ZM255 182V181H254ZM253 182V183H254ZM259 182V181H258ZM264 182V181H263ZM166 183H163V184H166ZM180 183V184H181ZM233 183H231L230 181H228L227 182V184L228 185H231L232 186V191H230V194H231V192H233L234 191V195L237 193L238 194V192L237 191H239V190H237L236 188H235V190H237V191H235L234 189H233V186L235 187V186H237V185H234ZM236 183H237V181H236ZM252 183V182H251ZM255 183H257V180H256V182ZM254 183V184H255ZM145 184V183H144ZM162 183H161V185H163ZM169 184H166V185H168V186H171V185H169ZM184 184V185H185ZM193 183L191 184V185H194ZM241 184H239V186H242ZM258 184H260V183H258ZM264 184V183H263ZM154 185H153V187H154ZM175 185V184H174ZM173 185V186H174ZM197 185H199V183H196L195 184V186H197ZM201 185H199V187L201 188ZM223 186V187H226V189H223L221 186ZM250 185V184H249ZM248 185V186H249ZM261 185H262V183H261ZM261 185H260V187H261ZM149 186H150V184H149ZM159 186H160V184H159ZM176 186H179V184H176ZM220 186V187H219ZM243 186V187H244ZM251 186V185H250ZM218 187L220 188V190L218 189ZM252 187V186H251ZM258 187H259V185H258ZM259 187V188H260ZM263 187V186H262ZM144 188V187H143ZM150 188H152V186L150 187ZM177 188V187H176ZM203 188H205V187H203ZM221 188H222V190H221ZM246 188V187H245ZM147 189H148V192L150 191L149 190V188H148V186H147ZM173 188H171V190H172ZM216 189L218 190V191H216ZM239 189V188H238ZM248 189V188H247ZM244 190V188H240V191H246L245 193L244 192H242V193H244V194H242V195H247L248 194V190ZM251 189V188H250ZM263 191H262V190ZM260 190L262 191V192H264V189L263 188H261ZM169 190L170 189H168V193H169ZM195 190H198V191H200L201 192V190H199L198 189V187H196V188H194V190H193V194L195 193ZM152 191V190H151ZM197 191V192H198ZM203 191H204V189H203ZM215 191H216V196H215ZM225 191H224V195H225ZM226 192V193H228L229 194V192ZM239 191V192H240ZM166 192V193H167ZM196 192V193H197ZM209 192H207L208 194H210ZM220 192V193H221ZM236 192V193H235ZM250 192V191H249ZM144 193V192H143ZM167 193V194H168ZM199 193V192H198ZM204 193H205V191H204ZM204 193H202L201 192V194H202V196H203V194ZM220 193H218V195L220 196ZM221 193V194H222ZM241 193V192H240ZM251 193H253V192H251ZM251 193H249V195L251 194ZM120 194V195H119ZM200 194V195H201ZM227 194V195H228ZM233 194V193H232ZM137 195V196H138ZM141 195H139L140 196V198H141ZM153 195H154V193H153ZM156 195V194H155ZM205 195L207 196V194L205 193ZM223 195V196H224ZM234 195H232V196H230V197H233ZM239 195V194H238ZM248 195V196H249ZM165 196H167V195H165ZM193 196H195V195H193ZM193 196H192V198H193ZM196 196H197V194H196ZM196 196L194 197V198H196ZM198 196H199V194H198ZM212 196H210V197H212ZM218 196V197H219ZM222 196V195H221ZM226 196V195H225ZM239 196H241V195H239ZM144 197H145V194H144ZM163 197V196H162ZM175 196H172L171 198H169V199H171V203L173 202V199L172 198H174ZM190 197H191V195H190ZM200 197V196H199ZM247 197V196H246ZM143 198V197H142ZM154 198V197H153ZM202 198V197H201ZM201 198H199V199H201ZM220 198V197H219ZM222 198V197H221ZM220 198V199H221ZM226 198H228V197H225L224 198V200L226 201ZM238 199V196L236 195V197L235 198H228V200L229 199H234L233 200V202L232 203H234L237 199ZM242 198H244L243 196H242ZM139 199V198H138ZM198 199V198H197ZM196 199V200H197ZM204 199V198H203ZM203 199H201L202 201H203ZM212 199V198H211ZM211 199H209L208 198V200L209 201H211ZM220 199H218L217 201H220ZM239 199H240V197H239ZM239 199L236 201L237 202V204L238 203H240V201H239ZM246 199V198H245ZM244 199V200H245ZM140 200V199H139ZM143 200V199H142ZM142 200H140L139 202H141ZM176 200V199H175ZM191 200H193V199H191ZM200 200V201H201ZM206 201H207V198L205 199ZM223 200V201H224ZM145 201V200H144ZM144 201L142 202L143 203V205H142V203H140L138 206H137V204L138 203H132V205L131 206H133V204H135L134 205V207H135V210H136V206L137 207H141L142 208V210H143V212H142V210H141V216H143V214H144V216H145V213L147 212V213H149L148 212V208L146 209V210H144L143 209V206H144V204L146 203L147 204V202H145L144 203ZM194 201V200H193ZM209 201H207V203H204V205H207L208 204V202ZM224 201V202H225ZM230 201V200H229ZM239 201V202H238ZM246 201V200H245ZM250 201V200H249ZM137 202H138V200H137ZM167 202H169V205L168 204H164V206L163 207H161L162 209H160V207H159V209H155L154 210V208H153V206H152V208L151 207H149V211L151 210V211H153V212H150L149 214H147L146 213V215H147V217L151 220V219H153L152 218V216L155 218V219H153L152 220V222L154 221L155 222V220H156V222H158L157 220L159 219V222H158V224L159 225H162L163 223H164V226H165V224H166V222H167V220H165L166 218H165V215H166V217H167V219L169 218V216L170 217H173V216H171V214H172V212H170V211H173V208H177V209H179L181 206V204L179 205V208H178V205H177V203H176V205L173 207V205L174 204H172L171 205V203H170V201H167ZM174 202H176V201H174ZM173 202V203H174ZM196 202H198V200L196 201ZM223 202V203H224ZM226 202H228V201H226ZM231 202V201H230ZM229 202V203H230ZM235 202V203H236ZM248 202V201H247ZM246 202V203H247ZM214 203H216L215 201H211V203L210 204H208L207 205V207H213V206H211V205H213ZM221 203H222V199H221ZM229 203H226V206L229 204ZM232 203H231V205L229 204L227 207H226V211H225V213H227V214H229V215H227V216H223V215H220V216H218V217H213V215L211 216H209V217H211V219L209 218V217H206V218H208V219H200L199 218V220H200V222H199V224L201 223V225H200V227H199V229L201 230L200 232L202 233H200L201 235V238H202V236H206L207 237V235H208V232L209 231H211V233H209V234H211V236H212V233H213V235L215 234L216 235V237H217V235H219V234H221V233H223V232H226V231H230L229 233H228V235L227 236H220L219 235V239H213L214 240V242L212 243V244H209L211 241H209L208 242V239H210L209 237L208 238H205L204 240H203V238L201 239V243L198 245H193V247H190L188 250H186L185 249V251H184V249H183V251L184 252H180V258H181V256H182V258L181 259H183V258H185L184 260H181V259H179V260H177L178 262H180L181 263V261L182 262H185L186 264H188L187 262L191 259V260H194L193 259V256H194V253H196V251H197V253H199V254H201V253H205V255H206V253L207 254H209V249L211 248V246L213 247V246H215V245H217L218 243H220L222 240H220L221 239V237H224V238H222L223 239V241L224 242H226V241H229V242H231V243H234L237 247L239 246L240 247V244L241 245H243L244 243H242L243 241H240L241 239H239V237L240 236H238L239 234H238V231L236 232V229L234 228V226H236V225H234V222H235V217H233V215L235 214V216L237 217H239L240 215H242V214H244L245 215V211L250 207L249 206V204H245L248 208L246 209V210H243V208H242V211H243V213L241 212V214H240V212L239 211H241V209L238 211L237 210V212L235 211V212H231V211H233V209L234 210H236V208L240 205L241 207H242V203H243V201H242V203H240L238 206H234V204H233V208L231 207L232 206ZM199 204V203H198ZM225 204V203H224ZM224 204H219L220 205V208H223L224 206H222V205H224ZM1 205H2V203H1ZM1 205H0V208H1ZM62 203L60 202V201H53V202H50L49 203V209H51V210H57V209H59V208H61L62 206ZM102 205V204H101ZM185 205V204H184ZM251 205V204H250ZM186 206V205H185ZM145 207V206H144ZM147 207V206H146ZM205 207V206H204ZM224 207V208H225ZM240 207V208H241ZM245 207V206H244ZM140 208V209H141ZM158 208V207H157ZM194 208V207H193ZM219 208V209H220ZM134 209V208H133ZM139 208H137V210H138ZM210 209V208H209ZM90 210V213L93 211L92 210V208L91 209H89ZM130 210V209H129ZM158 210V211H157ZM166 210L167 211H169L171 214L168 216V214H166ZM183 210L185 211L186 209H185V207H184V209H183V206H182V208L181 209H179L178 211H176L177 212V214H178V216H179V214H182L183 213ZM187 210H190V209H187ZM186 210V211H187ZM214 210V209H213ZM212 210V211H213ZM250 210H251V208H250ZM122 211H123V209H122ZM131 211V210H130ZM139 211V210H138ZM146 211V212H145ZM196 211V210H195ZM85 212H87V211H85ZM114 212H116L117 213V210H114L113 211V216H114ZM127 212V211H126ZM145 212V213H144ZM168 212V213H169ZM190 212V211H189ZM204 212V211H203ZM248 212H250L249 210H248ZM247 211H246V213H248ZM89 213V212H88ZM115 213V218L117 219V217L116 216H119V215H121V214H116ZM173 213H175L174 211H173ZM191 213V212H190ZM234 213V214H233ZM238 213V214H237ZM16 214V213H15ZM93 214V213H92ZM92 214H90V215H92ZM111 214H112V212H111ZM111 214H109V215H111ZM185 214V212L183 213V215ZM198 214V213H197ZM208 214H209V212H208ZM231 214V215H230ZM105 215H106V212H105ZM107 215H108V213H107ZM155 215V216H154ZM174 215V214H173ZM113 216H109L110 217V219L112 218V219H114L113 218ZM122 216L123 215H121V217L119 216V219L121 218L122 219ZM177 215L175 216L176 218L178 217ZM182 216V215H181ZM193 216H194V214H193ZM196 216V215H195ZM194 216V217H195ZM205 216H206V214H205ZM105 217H107V216H105ZM175 217H173V218H175ZM180 217V216H179ZM178 217V218H179ZM184 217V216H183ZM213 217V218H212ZM241 217V216H240ZM126 218V217H125ZM142 218V217H141ZM181 218V217H180ZM198 218V217H197ZM204 218V217H203ZM227 219V220H229L230 222H231V230H229L230 228H228V227H225V226H223V225H220V224H218L216 221L217 220H219V219ZM1 219V218H0ZM105 219V218H104ZM107 219H108V217H107ZM106 219V220H107ZM115 219V220H116ZM145 219V223H146V217L144 218ZM166 221V222H164V220ZM170 219H172V218H170ZM210 219V220H209ZM222 219V220H223ZM224 219V220H225ZM239 219V218H238ZM3 220V219H2ZM1 220V221H2ZM87 220V219H86ZM115 220H113L114 222H116ZM123 220H126V219H122V225H121V223H118L119 224V226L120 227H124L123 226V224H124V222H123ZM148 220V219H147ZM119 221H121V220H119ZM85 222V221H84ZM106 222V221H105ZM138 222H140V221H138ZM137 222V223H138ZM144 222V221H143ZM197 222H198V219H197ZM196 222V223H197ZM1 223V222H0ZM3 223V222H2ZM83 223V220H78V221H74V222H72L71 223V235L72 236H74V237H76L77 236V242L76 243H78L79 242V247L80 248H77L76 250H75V252H72V253H69L70 251H68L67 249L65 250V249H63L64 247H61V245H60V243L57 241V239L56 238H54V236L51 238V236H49V238H47L48 239V244H49V246L52 248V250H53V252H54V254L57 256V258H59V259H61V257H70L71 256V258L73 257V259H76V260H80V259H88V257L86 256L87 254H89L90 256H92L91 257V259H95V261L97 260L98 261V258H96V257H99V254H101V256H103V255H105V254H103V253H99V249L101 248H103L104 250H102V252L103 251H105V250H107V252H111L112 254H115V253H119V254H115L116 256L115 257H117L116 259H119L118 261H116V264H144V261H145V263L146 264H153V262L155 263L156 262V260L154 261H152V262H146V260L147 261H150V259L152 260V259H158V257L160 256V254H157V249H156V245H157V243H156V236L155 237H153V236H151V235H147L148 233V230H151L152 231V228L153 227H150V225H149V228H151V229H148V230H145L146 228H144V227H142V225L144 226V224H139V225H141V228H140V230H138V234H139V236L138 235H136V237H138V238H134V239H130L129 238V236L128 235H134L135 236V234H134V232L131 234V231L130 230H132V229H128L127 231L128 232H130L127 236H125V239H121V238H123L122 236H120L118 239H116V240H114V238H116L115 237V235L117 234L116 232L114 233V231H113V234H115L114 235V237L112 238V237H110V233H111V231H110V233H109V238H112V239H108V241H107V238H106V245H105V243L103 242V245L100 243V244H98V240H97V242H95V240L93 239H89L90 238V236H87L86 234L85 235H82V236H80L79 235V232L81 231L80 229V224H82ZM86 224V223H85ZM106 224V223H105ZM118 224H116V225H118ZM147 224H149V220L147 221ZM151 224V223H150ZM156 224V223H155ZM235 224H236V222H235ZM115 225V224H114ZM152 225V224H151ZM154 225V224H153ZM152 225V226H153ZM168 224H166V226H167ZM66 226H67V224H66ZM65 226V224H61V225H58L57 226V230H64V227H66ZM111 226H113V224L111 225ZM164 226H162L161 228H163ZM118 227V226H117ZM146 227V226H145ZM159 227L160 226H158V229L156 228H153V229H155V230H159ZM237 227V226H236ZM147 228H148V226H147ZM166 228V227H165ZM115 229H116V227H115ZM115 229H112V230H115ZM161 230V229H160ZM159 230V231H160ZM163 230V229H162ZM29 231V230H28ZM119 231V230H118ZM147 231V232H146ZM27 231H25V233H24V235L25 234H29V233H26ZM109 232V231H108ZM146 232V233H145ZM155 232H157L158 233V231H155ZM154 232V233H155ZM162 232V231H161ZM157 233H156V235H157ZM31 234V233H30ZM108 234V233H107ZM106 234V235H107ZM113 234H112V236H113ZM137 234V233H136ZM151 234H153V232L151 233ZM207 234V235H206ZM155 235V234H154ZM105 236V235H104ZM157 236H159V234L157 235ZM209 236V235H208ZM263 236V235H262ZM261 236V237H262ZM1 237V236H0ZM20 237H21V235H20ZM19 237V238H20ZM47 237V236H46ZM60 237V236H59ZM106 237H108V235L106 236ZM132 237V236H131ZM212 237H214V236H212ZM5 238V237H4ZM57 238H58V236H57ZM152 238H154V239H152ZM158 238V237H157ZM218 238V237H217ZM39 239V240H38ZM76 239H75V241H76ZM264 239V238H263ZM40 241V237H37V239H36V236L34 235V237L33 236H28L27 235V237H25V236H23V237H21L20 238V243L21 244H26L27 243V245H28V243H35V246H34V248L36 247V244H39L40 242H37V241ZM41 240H42V242L44 241L45 242V240L44 239H42L41 238ZM154 240H155V243H154ZM207 240V241H206ZM180 241V240H179ZM158 242V241H157ZM174 242H175V240H174ZM177 242V241H176ZM175 242V243H176ZM173 243V242H172ZM227 243V242H226ZM21 244H19V246L21 245ZM44 244V243H43ZM42 244V245H43ZM47 244V245H48ZM222 244H225V243H222ZM32 245H34V244H32ZM32 245H29V246H31L30 248H32V250L31 251H27V250H24V252L26 251V252H28V253H30V252H32L33 251V246ZM40 245H41V243H40ZM40 245L38 246V247H40ZM46 245V247L48 248V246ZM173 245V244H172ZM16 246V245H15ZM19 246H17L18 248H19ZM25 246V245H24ZM23 246V247H24ZM29 246H26V248H28ZM77 246V247H78ZM176 246V245H175ZM218 246V245H217ZM76 247V246H75ZM154 247H155V249L156 250H154ZM238 247V248H239ZM263 247V246H262ZM42 248H44V247H42ZM42 248H41V251H42ZM51 248H49V249H51ZM243 248H245L244 246H242V248L241 249H243ZM23 249V248H22ZM25 249V248H24ZM29 249V248H28ZM38 249V248H37ZM78 249H80V250H78ZM85 249H87V251L85 252ZM240 249V248H239ZM264 249V248H263ZM17 250H19V249H17ZM70 250V249H69ZM35 252H36V250H34ZM33 251V253H35ZM37 251H40L39 249L37 250ZM68 251V252H67ZM199 251V252H198ZM17 253H19L18 251H16ZM24 252H22L23 253V256H25L24 255ZM25 252V253H26ZM86 254H85V253ZM97 252L99 253L98 255H97ZM167 253L168 251H164V253ZM21 253V254H22ZM26 254V256H28L29 258H30V254ZM105 253H106V251H105ZM110 253V254H111ZM165 253V254H166ZM168 253H173V252H171V251H169ZM167 253V254H168ZM181 253H182V255H181ZM223 253V252H222ZM20 254V255H21ZM53 254V253H52ZM53 254V255H54ZM107 255H109L108 253H106ZM157 254V255H156ZM174 254V253H173ZM173 254L172 255H170V259H172L173 258ZM191 254H193V256L191 257ZM175 255V254H174ZM205 255H202V256H205ZM224 255V254H223ZM85 256H86V258H85ZM111 256V255H110ZM156 256H157V258H156ZM168 256H169V254H168ZM172 256V257H171ZM190 256V257H189ZM201 256V255H200ZM20 257H22V256H19V258ZM31 257H33L32 256V254H31ZM165 257H167V255L165 256ZM208 255H207V257H204V259H208ZM211 257V256H210ZM18 258V257H17ZM48 258V257H47ZM107 258V257H106ZM113 258V257H112ZM160 258V257H159ZM168 258V257H167ZM187 258H189L188 259V261L186 262V260H187ZM195 258V257H194ZM196 258H198V257H196ZM9 259H12L11 257L9 258ZM25 259V258H24ZM31 259H33V258H31ZM43 259V258H42ZM46 259V258H45ZM52 259V258H51ZM55 259V258H54ZM65 259V258H64ZM70 259V258H69ZM82 259V260H83ZM89 259H90V257H89ZM103 259V258H102ZM203 259V260H204ZM259 259H264V256H261ZM100 260V259H99ZM190 260V261H191ZM61 260H59V262H60ZM73 261H75V260H73ZM113 261V260H112ZM112 261H110L111 263H113ZM177 261L176 262H174L173 264H175V263H177ZM196 263L198 262V259H197V261L196 260H194ZM261 261V260H260ZM260 261H258L259 263H261ZM264 261V260H263ZM99 262V261H98ZM101 262V261H100ZM99 262V263H100ZM103 262V261H102ZM110 262H109V264H110ZM195 262H193V264L195 263ZM107 263H108V261H107ZM106 263V264H107ZM190 263H192V261L191 262H189V264ZM10 264V263H9ZM12 264V263H11ZM100 264H102V263H100ZM103 264H105L104 262H103ZM113 264H115V262L113 263ZM179 264V263H178Z\"/></svg>",
  "mask_w": 264,
  "mask_h": 264
}]
</instances>
